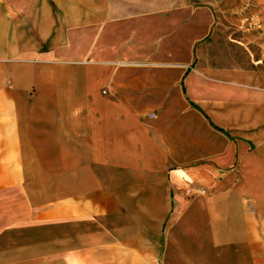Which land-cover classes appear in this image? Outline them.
Masks as SVG:
<instances>
[{"label":"crops","instance_id":"0c3cea01","mask_svg":"<svg viewBox=\"0 0 264 264\" xmlns=\"http://www.w3.org/2000/svg\"><path fill=\"white\" fill-rule=\"evenodd\" d=\"M176 9L0 0V264H264V53L177 61Z\"/></svg>","mask_w":264,"mask_h":264},{"label":"rangeland","instance_id":"374dc122","mask_svg":"<svg viewBox=\"0 0 264 264\" xmlns=\"http://www.w3.org/2000/svg\"><path fill=\"white\" fill-rule=\"evenodd\" d=\"M174 2L177 9L171 20L150 25L160 29L156 39L169 30L177 38L175 60L193 57L198 67H253L264 53V0Z\"/></svg>","mask_w":264,"mask_h":264},{"label":"built area","instance_id":"2783aa9c","mask_svg":"<svg viewBox=\"0 0 264 264\" xmlns=\"http://www.w3.org/2000/svg\"><path fill=\"white\" fill-rule=\"evenodd\" d=\"M187 191H188L189 194H195V190L193 188H188ZM199 191L202 194L206 193V189L205 188H200Z\"/></svg>","mask_w":264,"mask_h":264}]
</instances>
